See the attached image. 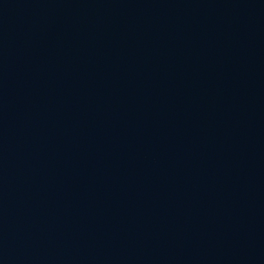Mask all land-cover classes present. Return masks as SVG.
<instances>
[{
	"label": "water",
	"instance_id": "95a60500",
	"mask_svg": "<svg viewBox=\"0 0 264 264\" xmlns=\"http://www.w3.org/2000/svg\"><path fill=\"white\" fill-rule=\"evenodd\" d=\"M0 264H264V0H0Z\"/></svg>",
	"mask_w": 264,
	"mask_h": 264
}]
</instances>
